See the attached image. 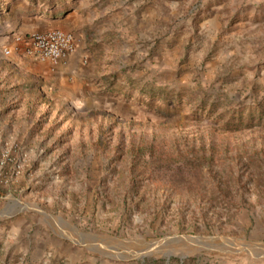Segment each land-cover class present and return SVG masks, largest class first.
<instances>
[{"label":"rangeland","instance_id":"rangeland-1","mask_svg":"<svg viewBox=\"0 0 264 264\" xmlns=\"http://www.w3.org/2000/svg\"><path fill=\"white\" fill-rule=\"evenodd\" d=\"M69 16L95 90L15 121L0 264H264V0H0V32Z\"/></svg>","mask_w":264,"mask_h":264},{"label":"crops","instance_id":"crops-1","mask_svg":"<svg viewBox=\"0 0 264 264\" xmlns=\"http://www.w3.org/2000/svg\"><path fill=\"white\" fill-rule=\"evenodd\" d=\"M78 25L76 16L38 17L25 28L15 26L0 32V149L9 146L15 139L20 140V134L26 132V127L18 129L15 121H20L19 118L26 114L25 111L31 107L28 105L30 102H59L66 99L73 102L82 96L83 86L86 94L89 93L87 87L90 92H94V86L88 83L91 64L86 62V41L79 37L76 31ZM55 29L71 32L76 37L77 52L68 60L57 63L41 62L27 53L28 44L25 40L18 41V37L26 36L29 31L45 32ZM3 49H9L11 54L6 56ZM41 104L40 108L43 106ZM23 122L25 123L21 120ZM19 180L16 181L21 186L22 182ZM12 205L9 201L0 203V216L2 219L8 218V214L17 216L4 229L8 234L13 233L20 238L25 235L29 222L34 220L23 209L14 213ZM38 243L41 245L40 241ZM17 245L19 246L15 244Z\"/></svg>","mask_w":264,"mask_h":264},{"label":"built area","instance_id":"built-area-1","mask_svg":"<svg viewBox=\"0 0 264 264\" xmlns=\"http://www.w3.org/2000/svg\"><path fill=\"white\" fill-rule=\"evenodd\" d=\"M27 42V53L41 62L57 63L68 60L77 52V40L73 33L60 29L45 32H32L18 37ZM6 56L9 49H3ZM13 148L0 149V181L8 184L10 180L21 177L27 163V154Z\"/></svg>","mask_w":264,"mask_h":264},{"label":"water","instance_id":"water-1","mask_svg":"<svg viewBox=\"0 0 264 264\" xmlns=\"http://www.w3.org/2000/svg\"><path fill=\"white\" fill-rule=\"evenodd\" d=\"M191 238L193 239V237H191ZM175 239H178V238H175ZM166 257H167L168 259H170V257H171V252L167 253V254H166ZM182 257L184 258V257H186V255L183 254Z\"/></svg>","mask_w":264,"mask_h":264}]
</instances>
